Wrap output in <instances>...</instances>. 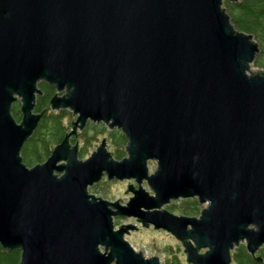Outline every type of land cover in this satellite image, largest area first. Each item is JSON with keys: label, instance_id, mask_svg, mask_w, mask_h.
<instances>
[{"label": "water", "instance_id": "95a60500", "mask_svg": "<svg viewBox=\"0 0 264 264\" xmlns=\"http://www.w3.org/2000/svg\"><path fill=\"white\" fill-rule=\"evenodd\" d=\"M258 53L223 0H0V247L19 250V264H159L116 217L170 234L186 264H231L240 244L260 262L264 71L248 74ZM39 83L74 120L28 168L20 151L45 113H33ZM87 123L119 131L125 156L103 139L80 160L69 138ZM104 177L133 182L125 205L88 193ZM181 199L204 207L164 208Z\"/></svg>", "mask_w": 264, "mask_h": 264}, {"label": "trees", "instance_id": "16d2710c", "mask_svg": "<svg viewBox=\"0 0 264 264\" xmlns=\"http://www.w3.org/2000/svg\"><path fill=\"white\" fill-rule=\"evenodd\" d=\"M223 8L228 14L233 27L240 32L250 34L258 45L259 53L251 66L264 69V0H238L235 3L223 0ZM38 88L41 91V95L35 99L34 112L41 113L45 111V113L41 117L36 130L24 143L20 151L22 162L28 168L35 164L43 163L51 155L53 148L61 143L71 129V113L62 110L53 111L49 107V101L55 94L54 88L44 83H39ZM18 106V103H15L12 108V115L15 120L20 119ZM99 138L106 139L109 147H111L110 153L114 159L121 160L124 157L123 150L126 145V139L119 131H108L102 124L88 123L82 132L79 133L78 140L81 145H78V158L82 159L87 153V148L92 143L99 142ZM78 140L71 142L75 144ZM95 187L96 185H94V189ZM198 205L200 204L195 199H181L168 204L166 209L190 216L199 214ZM178 249L177 246L176 252H173L171 247H165L164 250L168 252L170 257L165 259L164 264H181L178 257ZM231 255L234 264H264V247L256 254V256L260 257V262H255L247 254L242 244L235 248ZM19 260V250H6L0 247V264H19Z\"/></svg>", "mask_w": 264, "mask_h": 264}, {"label": "rangeland", "instance_id": "374dc122", "mask_svg": "<svg viewBox=\"0 0 264 264\" xmlns=\"http://www.w3.org/2000/svg\"><path fill=\"white\" fill-rule=\"evenodd\" d=\"M261 71H264V69H258V68L251 66L250 70L248 71V74L258 73ZM71 117L73 121L74 119H73L72 114H71ZM100 140L101 138H99V141ZM77 143L78 145H81V142L79 140ZM98 145H99V142L92 143V145L87 148V153L81 160L87 159L89 155L93 151H95ZM106 150L109 153L111 152V147H109L107 142H106ZM147 168H148V173L151 174L154 172L156 168V164L152 161H149L147 163ZM127 184L134 185L132 181H123V182L107 181L104 177L99 183L95 184L96 185L95 189H94V186L89 187L88 193L95 197H99L103 200H106L108 202H114L116 200H119V202L122 205H125L128 199L131 197V194L126 191ZM142 187L146 191H149L145 183H142ZM198 206H199L198 207L199 210H201V208L204 207V205H198ZM164 208L166 209V206ZM173 211H169V212L176 216L183 215V214H179L177 211H174V212ZM184 216H187V215H184ZM190 216L197 217L198 215H190ZM113 221H114L115 229L120 225H132L136 227L134 231H130L128 235H125L124 239L129 243V245L134 249V251L141 252L145 258H151L152 256H156L159 259V264H164L165 259L170 257V255H168V252L164 250L165 247L169 246L172 248L173 252H176L177 246H178L179 248L178 257L180 259V263L186 264L185 255L182 252V247L180 243L176 241L170 234L164 233V232H157L151 226L147 228H143L133 218H116L115 217ZM200 252L202 253L204 252V250H201ZM231 264H234V263L232 262Z\"/></svg>", "mask_w": 264, "mask_h": 264}, {"label": "flooded vegetation", "instance_id": "af4514ba", "mask_svg": "<svg viewBox=\"0 0 264 264\" xmlns=\"http://www.w3.org/2000/svg\"><path fill=\"white\" fill-rule=\"evenodd\" d=\"M16 103H18V105H19V102H16ZM13 106H14V105H12V108H13ZM18 107H20V105H19ZM34 107H35V106H34ZM12 108H11V115L13 114V112H12L13 109H12ZM18 110H19V109H18ZM64 111H68V110H64ZM68 112H69V111H68ZM33 113H34V114H39V113L34 112V109H33ZM19 114H20V113H19ZM12 117H13V115H12ZM20 118H21V116H20ZM13 119H14V117H13ZM14 120H15V119H14ZM15 121H16V122H19L20 119H19V120H15ZM87 124H88V123H87ZM70 131H71V129H70ZM81 132H82V131H81ZM79 133H80V131H79V132L77 131L76 138H75V137H70V138H69V143H70V145L73 146V145H74V143H73L74 140L77 141V140L79 139ZM103 139H104L105 142H106V139H105V138H101V140H103ZM101 140L99 141V143L101 142ZM71 141H73V142H71ZM76 143H77V142H76ZM77 144H78V143H77ZM110 154H111V153H110ZM111 156H112V155H111ZM80 160H81V159H80Z\"/></svg>", "mask_w": 264, "mask_h": 264}]
</instances>
